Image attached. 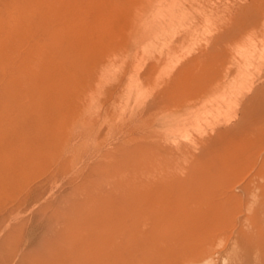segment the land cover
I'll use <instances>...</instances> for the list:
<instances>
[{
	"label": "rangeland",
	"instance_id": "374dc122",
	"mask_svg": "<svg viewBox=\"0 0 264 264\" xmlns=\"http://www.w3.org/2000/svg\"><path fill=\"white\" fill-rule=\"evenodd\" d=\"M47 1L34 0L30 4L34 13L47 15L44 22L51 26L49 38L61 42L66 34H70L72 40L77 41L83 36L86 41L84 44L68 43L69 47L62 51L50 49L48 55L55 53L49 59L55 57L52 60L62 61L59 68L62 69L63 64L62 70L70 71L72 76L47 86L49 93L44 99L24 98L16 91L18 89H6L14 75L10 79L0 73V88L3 86L0 89V97H3L0 101V264H147L155 254L149 255L150 248L145 252L142 249L147 248L146 243H152L156 228L157 233L162 234H159L161 237L156 234L158 237H153V241L160 237L166 250L161 247L157 254V249L153 248L156 250L153 253L165 254L169 248L166 245L174 246V240L170 242L175 232L172 225L174 207H160L165 216L173 213L172 219L164 217L156 228L152 227L157 220L154 218L157 211L145 205L147 212L141 208L144 213L137 212L139 208L131 204L134 195L128 196L125 190V196L124 189L134 176L142 175L146 180L149 176L159 187L162 178L174 180L177 175L184 179L187 173L213 165L208 157L200 158V161L190 156L185 162L184 156L190 155L189 151L192 155L201 150L204 146L200 139L202 131L209 130L216 121L224 120L225 112L218 113L217 109L231 102L238 87L250 82L247 71H241L239 76L236 74L237 68H233V63L227 59L230 56L223 43L233 42V54L239 59L249 53L248 49L240 48L233 41L234 33L223 34L221 37L225 39L222 40L212 31L214 25L229 19L243 0H72L79 7L78 13L74 14L65 9L71 0ZM22 2L0 0V10L5 12H1L4 13L2 17L0 13V43L3 45L6 41L3 47L12 40L23 39L28 29ZM42 2H46L45 5ZM213 10H222L223 14ZM60 25L66 28L61 30ZM45 32L42 37L47 35ZM218 38L220 43L217 44ZM211 39L217 46L209 44ZM26 43L20 47H26L27 56L38 49H34L38 44ZM249 46L258 57L264 53V42ZM21 48L17 51L21 54L19 58L23 57L21 64L24 65L23 62L30 61L24 51L21 53ZM203 51L214 57L212 54L205 56L207 53L201 56ZM0 59L1 63L3 59ZM19 62L18 67L21 66ZM16 65L13 64L14 70ZM215 65L218 74H222V87L205 91L209 86L203 79L207 69ZM4 66L0 72L3 69L7 73L9 69L6 71ZM9 66L12 72H8L15 73ZM185 68L195 75L198 72L199 80L194 74L189 76ZM247 69H252V65L246 63L244 71ZM4 90H7L6 95ZM259 103L261 108H258ZM255 105L258 131L263 132L264 99H258ZM244 123L240 124L239 130H234L235 125H231L234 128L227 126L226 132L245 134ZM253 139L257 143L255 156L250 160L245 157L249 161L245 159L244 166L241 164L243 167L229 168L232 174L234 170L238 172L240 185L255 173L256 157L258 161L263 158L264 133L254 135ZM224 143L220 141L217 146L221 147L220 151L218 148L214 151L215 154L221 152L220 160L228 148L233 150L228 152L230 158L234 156V149L230 145L225 147L227 144ZM220 171L219 167L216 175H221ZM239 205L228 216L226 214L224 221H219L221 227H213L210 231L208 242L214 240L209 244L215 246L216 253L208 259V264H264V257L256 259L258 252H252L257 250L256 245L249 246L253 243L252 238L247 237L250 230L245 231L251 220L247 217L249 203L243 207ZM128 210H133V219L130 212L125 214ZM114 215L115 221L112 220ZM126 216L132 220H127ZM170 219L171 225H166ZM249 227L254 231L251 222ZM119 232H125L126 236L119 237L112 246ZM243 232L247 233L246 238L241 234ZM137 242L145 243L141 249L137 248L141 253L135 250ZM157 242L152 243L154 247L160 246L161 242ZM247 246L251 249H246ZM169 249L172 252H167L170 255L165 254L164 258L171 260L168 262L155 256L160 261L154 259L155 263L175 264V249Z\"/></svg>",
	"mask_w": 264,
	"mask_h": 264
},
{
	"label": "bare ground",
	"instance_id": "6f19581e",
	"mask_svg": "<svg viewBox=\"0 0 264 264\" xmlns=\"http://www.w3.org/2000/svg\"><path fill=\"white\" fill-rule=\"evenodd\" d=\"M22 1H23L22 2L23 5H24L23 17L28 22V24H27L28 29H26V31H25V34H24L25 36L23 35L24 38L20 39L19 41H17V40L13 41L12 40L13 43H11L12 41L8 42V44L5 47H3V46L6 43V41L3 45H2V43H0L1 44L0 50L1 51L4 50L3 53L0 52V57H2V59H3L0 64H2L3 66L6 65V68H7V69H5L6 71L8 69H9L8 71H10V68H8L7 65L9 66L12 64V66H9V67H12V69H13V71H15V73H10L12 71H10V72L7 71V73H6L5 71H3L4 68L2 65H0V70H1V68H3L2 72H0V73L4 78H10V77H13V75L15 77V78L13 77L12 79L10 78L11 79L9 81L10 84L7 85L6 89H18L16 91L19 92L20 94H22V96L24 98H30V99L31 98H33V99L43 98L44 99L46 94L49 93L47 86H50L51 84H53L55 82H56V84H58V82H61L64 79L67 80V79L71 78L70 76H72L70 71L65 72L62 70L64 67V66L62 67L63 64L61 65L62 69L59 68V65H60L59 62L63 63L62 61H60L58 59H56L57 61L52 60L55 57H53L50 60L49 59L51 57L50 55L55 53L56 50L57 51L65 50L66 47H69L68 43L72 44L75 41V39L72 40L70 34L69 35L66 34L65 37L62 38L61 42L60 41L53 42L51 40L53 37L50 36L51 38H49V35H50L49 31H50L51 26L48 27V25L44 22L47 15L45 13L36 14L33 12V10L31 9L32 5L30 3H31V1H34V0H22ZM56 1L54 0L53 2H56ZM73 2L74 1H72V0L69 1V4L66 5V7H65V9H67L68 13H70V14L72 12L74 14L75 12L78 11L77 8H79L78 5L77 4L75 5V3H73ZM173 2H174V0H173ZM42 3H44L43 5H45L46 2H42ZM234 4H232V6ZM229 5H231V4H229ZM174 7H175V4H174ZM212 7H213V5H212ZM226 7H228V6L226 5ZM220 8H219V10H220ZM228 8L231 9L230 6ZM234 8H232V9H234ZM214 9H216V8H214ZM234 10H237V11H234ZM234 10H232V11H234V13H232V11H231L232 15H230V16H229V13H227L229 16V19L228 18L225 19L226 21H224V22L220 21V25L219 24L214 25V27L212 28V31H213V34L216 32L217 35H220L218 37H221V36L223 37L224 36L223 34H225L227 32L231 33V34L234 33V36H232L234 38L233 41L237 42V45H239L240 48L245 47L248 49L247 52H249V53L247 55H244L245 61H243L244 58L239 59L236 56H234V54H233L234 52L232 51V49L234 47L233 42L228 43L227 41H225L223 43L227 46V47L224 46V48L227 50L228 56H230L227 59L229 60L230 63H233V65L236 66L235 67L232 65L233 68H235V69L237 68L236 74H238V76H239V75H241V71H242V73H245L247 71V73L251 76L249 79L250 82H249V84H245L246 87H244L245 85L238 87L236 93L230 98L231 102H228V103L224 104L223 106H221L217 109L218 113L222 112V111L225 112L224 120H223V122H217L216 121L214 124L209 126L210 127L209 130H203L202 131V133L200 134V139H202V144H204V146L202 145L201 150L197 151V153L194 152L197 155H195L194 153L191 155V151H189L190 153L189 152L188 153L190 155H188L186 153L184 156V159L186 158L185 162H187V159L190 156H193L194 158H199V160H200V158L205 159V157L206 158L208 157V158H211L213 165L208 167V168L205 166L204 168H206V169L201 168V169H198V171H192V173H190V174L187 173L188 176H186L184 179L181 178V176L178 177L177 175L174 177V180H172V178H162L161 177L163 180H162V182L160 181L161 184H159V182H158V185H160L159 187H157V185H155V182L152 181L153 179L151 180L149 178V176H148L147 180L142 175L134 176V178H132L131 181L129 180V182H127L130 185L128 184L129 186H127L124 189V193H125V190H127L126 192L128 193V196L134 195L133 197H135V199L133 200V198L131 197L133 202H131V200H130V202L132 205L133 204L135 205V208L136 207H137V209L139 208L137 210V212L140 210V208L142 209V211H143V209H145V211H146L147 206L149 207V209L152 207L153 209H151V210L157 211V213H155V215H154L155 217L154 216L151 217L152 219H153V217L157 219L156 221L153 220L155 222L152 221L154 224H152V222H151L152 227L156 228V226L159 225L160 221L162 222L165 219L171 218L170 215L173 214V213L169 214L170 210L165 209V210H168V212H169L165 216L166 213H164L163 210L160 212V210H159L160 207H166V208L174 207V215H172V217L174 216V218H173L174 223L172 225H174V231L175 232H174V239H170V242L171 241L173 242V240H174V246L171 244L172 246L166 245V247H169V248L172 247L173 250L175 249L174 250V254H175L174 263L175 264L176 263L182 264V262L187 263V264H199L200 262H203V261L204 262L207 261L206 264H208V259L211 258L212 256H214L216 253V251L214 250L215 246L213 247L211 244H209V243H213L214 240L211 242V240H212L211 239L208 242V240L210 239L209 236L211 234L210 231L213 229V227L214 228H217L218 226L221 227L222 226L221 222L224 221L223 219L229 215V212L231 213V211L233 209H235L236 206H238L239 204H240L239 206L243 207L248 201H249L248 202L249 206L247 209H249L248 211H250V214L247 217H249L251 219L250 220L251 225L254 227V228L251 227L252 230L254 229V231H251V229L249 227L250 222H248V225L246 226L247 230H245V231L250 230V231H248L249 235H247V237L248 238L251 237L252 239L251 238L250 239L253 240L252 241L253 243L251 242L252 245H249V241H248V245L251 247L256 245L257 250L256 251L251 250L253 253L258 252V253H256L258 255L255 256L256 259L259 257H261V258L264 257V252H263L264 251V226L262 225V224H264L263 223L264 222V217H263V215H264V152H263V158L260 159L259 161L257 160L259 158L256 157L255 161H257L256 162L257 163V165H256L257 169H256L255 173L250 177L249 180L247 179V181H244V183L241 185L238 184V182L240 181L238 179V176H239L238 172H236L234 170V172H233L234 174H232V173H230V169H229V168H232L231 166H233V169L237 168L238 167L237 165L241 166V164H242L244 166L246 161H245V163H243V161L245 159H247L245 157H248V159L250 160L251 158H253L255 156V154H256L255 153L256 152L255 147H256L257 143L254 142L253 137H254V135L264 133V131L263 132L258 131L259 130V127L257 124L258 110H256V105H255V101H257L258 99H264V53L260 54L261 57H258L255 53H253L251 51V46H249L251 44L255 45L258 41L264 42V0H243V3L238 4L237 9H234ZM63 11H62V13H63ZM140 11H142V9ZM214 11L216 13L220 12V11L213 10V12ZM1 12H4V11L0 10V13ZM221 12H222V10H221ZM3 14L1 15V17L3 16ZM70 14H69V16H71ZM222 14H223V12H222ZM218 15H220V14H218ZM222 17L223 16H221L220 18H222ZM73 18H75V17H73ZM224 18H225V16H224ZM65 20H64V22H65ZM58 24H60V23H58ZM13 26H14V24H13ZM208 27H210V26H208ZM63 28H66V26L60 25V29L63 30ZM55 30H57V29H55ZM8 31H10V29ZM8 31H5V32H8ZM1 32L4 33V30H2ZM43 32H45L44 34L45 35L47 34L48 36L46 35V36L42 37L41 34ZM231 34H229V35H231ZM10 35H13V34L10 33ZM19 35H21V33ZM73 35H75V34L73 33ZM2 36H4V35H2ZM40 37H42V38H40ZM212 37L214 38L213 35H211V38ZM222 37L220 39H222ZM228 37L229 36H227L226 38H228ZM9 38H11V37H9ZM13 39L15 40V38H13ZM41 39H43V41H41ZM224 39H222V40H224ZM22 40H24V43ZM76 40L77 41H75V42L77 44L78 43L84 44L86 41V40H84L83 36L77 38ZM214 40H215V38H214ZM218 40H219V38H218ZM218 40L216 39V41H218ZM26 41H31V43L34 42L33 44L36 43V45L38 44V46H39V47L38 46L34 47V49L35 48H38V49L36 51H34L32 54H29L28 56H27L28 53H26L28 51H24V49L26 47L24 49H22L20 47L23 44H27ZM211 41H212V39L210 40L209 44L210 43L213 44L214 41H212V42ZM226 42H227V44H226ZM9 43H10V45H9ZM218 43H220V40H219V42H217V44ZM71 44H70V46H71ZM217 44H215V45L213 44V45L217 46ZM214 46H213V48H214ZM208 47L209 46H206V48H208ZM19 48L22 49V50L20 49L21 53L23 51H24L23 54L26 53L25 57L29 58L28 61H30L29 62L30 64L26 63V62H23V63H25L24 65L21 64L22 63L21 60L23 59V57L21 56L22 58L21 59L19 58L21 55V54L19 55V51H17V50H19ZM27 48H29V47H27ZM50 49H54L55 52H52L51 54L49 53L50 55H48V52L50 51ZM206 50H209V48ZM216 50H219V49L216 48ZM207 52H205V53H207ZM29 53H31V52H29ZM205 53L203 51V54H201V56L204 55ZM211 54L207 53L205 56H208V55L210 56ZM212 57H214V55ZM59 58L62 59L61 57H59ZM18 60H20L19 63L21 64V66L23 65L24 67H21V66L18 67L19 66V64L17 63ZM15 63L17 64L15 66L16 70H14V66H13V64L15 65ZM208 63H206V64L208 65ZM246 63L251 64L252 69H247L244 71ZM28 64L30 65V67ZM26 66H28V68ZM228 68H230V66ZM185 69H186V72H189V70H187L188 68H185ZM190 71L195 72L197 70H190ZM207 71L208 72H206V76L203 80H205L204 84L206 86H209V87L205 88L204 90L205 91H206V89H208L207 91L213 90L214 87L216 88V86L221 88L222 82L220 79L222 78V74L221 73L218 74V67L215 65V66L207 69ZM228 71L230 72V70H228ZM8 73H10L12 75L9 76ZM189 73H190L189 76H193L191 74H194L192 72H189ZM189 73H186V74H189ZM196 73L198 74V72H196ZM231 73H230L231 75L234 74L232 71H231ZM189 76L187 75V77H189ZM229 77L230 76H228V78ZM189 78H191V77H189ZM198 80H199V78H198ZM9 82H6V83H9ZM53 85H55V84H53ZM1 88H3V86ZM205 91H203V92H205ZM2 92H3V94H5L7 92V90H4ZM0 94H2V93H0ZM1 98H3V97H0V101H2ZM261 107H262V104L259 103L258 108H261ZM200 112L201 111H199V113ZM262 112H264V111H262ZM207 114H208V112H207ZM201 115H203V114H201ZM200 116H199V118H200ZM244 121H245L244 127L245 128L247 127V130L244 129L245 131H247V132H245V134H242V135L235 134L236 131L234 133L232 132V134L229 132H226V131H228L227 129H229V128H227V126L231 128L235 125L236 128H234L235 127L234 126L233 127L234 130H237V129L239 130L240 124ZM231 125H233V126H231ZM196 138H198V137H196ZM221 138H223L222 139L223 142L225 141V143L227 144V146H225V147H228L230 145L229 147H232L234 149V152H233L234 156L231 155L232 158H230V154H229L233 151V150L230 151L231 148H230V150H228L229 148L228 149L226 148L227 152H226L225 156H223L224 155L223 153H222L223 155L221 154L224 157L223 158L221 156L223 158L222 160H220L221 158L219 156V153H221V152H217L215 154V152H214L216 150L215 148H218L217 147L218 144L220 143V141H222V140H220ZM220 148L221 147L218 148L219 151H220ZM199 149H200V147H199ZM179 153H182V152H179ZM260 154H262V153H260ZM260 154H259V156H261ZM182 155H184V152ZM182 155H180V158L182 157ZM227 155L229 158L226 157ZM204 161H207V159ZM203 162H202L203 165L209 164L208 162H206V163H203ZM218 163H220V164H218ZM253 163H255V162H253ZM243 166H241V167H243ZM256 166H255V168H256ZM219 167L221 170L220 173H222V174L216 175V173H217L216 171L219 170ZM209 168L211 170L207 171V169H209ZM255 168H253V169H255ZM232 171L233 170H231V172ZM253 171L251 172V174L253 173ZM225 172H227V173H225ZM213 173H215V174H213ZM236 173L238 176L236 175ZM237 180H239V181L237 182ZM125 181H128V180H125ZM241 182H243V181H241ZM238 189H239V191H236ZM127 193H125V196H127ZM125 201H126V199H125ZM248 203L246 205H248ZM145 205H146V207H145ZM133 206H132V208H133ZM244 208H246V207H244ZM142 211L140 210V213H144ZM129 212H130V210H128V212L125 214L128 215ZM132 212H133V210H131L130 214H132ZM153 212H151V213H153ZM226 214H227V216H226ZM132 215H129V216H131L133 219L135 217L134 216L135 214H132ZM151 215H149V217ZM246 215H248V214H246ZM114 217H115V215L113 216L112 220L115 221ZM127 217L128 216H126L125 218H127ZM131 217H129L130 219L127 218V220H129V221L132 220ZM164 217H166V218L163 219ZM171 219L168 220V222H166V225L167 224L171 225V223H170ZM259 219L263 220V221H261L262 224L259 223V221H260ZM127 220L124 222L127 223L128 222ZM220 220H221V222L219 223ZM157 221H158V224H156ZM217 222H218V225H216ZM189 225L192 226V227L190 226L191 229H190ZM213 231H212V233H213ZM154 232L158 236H160L162 234V232L157 233V228L155 229ZM154 232H150V234L152 235V234H154ZM250 232H253V233H250ZM244 233L245 232H243L241 234L243 235ZM150 234H148V239H151ZM156 234H154L152 236V243H155V244L158 243L157 242L158 240H159V242H161V240H160L161 236L159 238H154V240H156V239L157 240L155 242L153 241V237H158V236H155ZM246 234H244L243 237L246 236ZM123 235L126 236L125 232H123V233L119 232L118 235H116V238H114L113 242H115V243H113L112 246H114V244H116V240L119 237L121 239ZM194 237H198V238H194ZM238 237H239V235H238ZM244 238H246V237H244ZM191 239H193V240L197 239L198 242L195 243L196 241L193 242V240H191ZM190 241H192L193 243ZM170 242H169V244H170ZM216 242H214V243H216ZM152 243L150 242L148 244L147 243L145 244V243H141V242L138 243L137 242L136 245L139 247L136 246L135 250L141 253L140 249L143 246L148 245L147 248L143 247L142 251L143 252L149 251L148 248H150L151 252H150V254H149V252L147 254H149V255L155 254V255H153L152 259L149 258L150 260L155 259V260L159 261V259H161V258H163L164 260H167V261L171 260L169 257H167L169 259L164 258L167 255L168 256L170 255V254H167V252H170V253L172 252V251H169L170 250L169 248L167 249V251L165 253L167 255H165L163 253L164 252L163 250L161 251V253H163V254L157 255V254H159L158 250L165 247L164 243H162V242L159 243L160 246H158V244H157L158 247H154L153 245H155V244H152ZM143 244H145V245H143ZM149 244L150 245L152 244V245L149 246ZM218 245L220 246V244H218ZM177 246H178V249H177ZM249 246H247L246 249H248ZM137 248H140V249H137ZM151 248L157 249L158 253L157 254L153 253L156 250L153 249V251H152ZM244 248H245V246H244ZM244 248H241V249H244ZM246 249H244V250H245L246 254L248 255L249 251H247ZM249 249H251V248H249ZM164 250H166V248ZM147 254H145V255H147ZM163 255H165V256H163ZM141 256H143V255H141ZM155 256H156V258H159V259L154 258ZM148 260H145V262ZM150 260L147 264H152V263L153 264H159V262H160L159 261L158 263L157 262L155 263V260L153 262H150ZM144 264H146V263H144Z\"/></svg>",
	"mask_w": 264,
	"mask_h": 264
}]
</instances>
